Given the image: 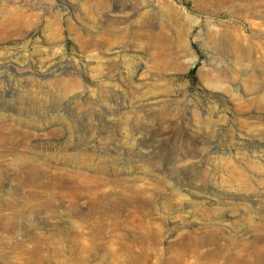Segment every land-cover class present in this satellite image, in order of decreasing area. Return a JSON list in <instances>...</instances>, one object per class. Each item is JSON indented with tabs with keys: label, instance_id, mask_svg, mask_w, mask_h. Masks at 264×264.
Returning a JSON list of instances; mask_svg holds the SVG:
<instances>
[{
	"label": "rangeland",
	"instance_id": "rangeland-1",
	"mask_svg": "<svg viewBox=\"0 0 264 264\" xmlns=\"http://www.w3.org/2000/svg\"><path fill=\"white\" fill-rule=\"evenodd\" d=\"M102 1L36 0L52 13L36 31L0 45V61L30 63L39 90L49 95L44 103L55 97L66 107L59 126L76 137L78 129L88 131L85 142L94 149L77 156L78 165L69 157L59 166L97 180L94 189L119 204L120 226L99 235L84 229L83 241L102 243V255L121 256L122 236L132 247L151 242L165 249L181 230L210 226L238 238L264 264V0H115L118 8L104 15ZM50 22L60 29L55 38ZM53 58L66 60L67 68L40 80ZM9 73L0 91L11 98L25 87ZM101 110L107 113L99 118ZM184 143L192 153L177 161ZM0 189V198L23 204L52 193L61 198L55 217L37 208L21 216L12 235L0 230V264H26L14 242L36 233L45 239L40 264L100 263L96 252L88 263L69 253L70 226L80 233L87 220L69 212L66 180ZM144 200L149 204L139 206ZM196 255L186 260L221 262Z\"/></svg>",
	"mask_w": 264,
	"mask_h": 264
},
{
	"label": "bare ground",
	"instance_id": "bare-ground-1",
	"mask_svg": "<svg viewBox=\"0 0 264 264\" xmlns=\"http://www.w3.org/2000/svg\"><path fill=\"white\" fill-rule=\"evenodd\" d=\"M3 1L4 3L0 7V45L36 31L42 18L52 13L51 8L37 6L36 0ZM119 3L128 5L127 1L121 2L120 0ZM117 8L115 0L102 1L103 15L104 11L108 13ZM47 31L50 35L58 36L60 34L56 22H50ZM66 68V60L53 58L46 64L45 74L40 80H44V77L58 75ZM14 71L23 81L21 85L23 88L25 87V91L22 93L18 88L17 95L11 96V98L4 96L0 91V187L5 184L13 186L33 184L49 187L59 179L66 180L69 197L72 201L69 212L76 216H83L84 220L85 218L87 220L85 225L80 226L82 229L80 233L77 232L78 227L75 224L69 228L71 231V235L68 237L69 253L79 255L81 263H88V255L96 252L97 258L100 260L99 264H160L162 262L165 264H194V260H186L187 257L194 259V254H197L196 256L199 258L212 257L214 261L221 260L220 264H257L247 245L242 244L236 237L224 235L223 231L216 227L210 229V226L202 230H181L174 240L168 242L165 249H157L151 242L146 246L132 247L134 242L128 241V236H122L123 242L120 241L117 244L124 250L121 256L109 251L103 255L100 254V250L104 248L100 242H97L95 246H87L83 241L84 229L94 235H99L102 230L115 231L120 226L117 221V206L119 204L114 200L103 198L100 191L94 189V185L98 184L97 180L90 181L79 170L71 171L59 166L69 157L78 165L81 160L77 156L85 153L87 149H94L85 142L88 131L80 128L77 132L78 137H76L73 135L76 134V131L70 127L59 126V123L64 119L62 111L66 107L54 96L51 98L53 103L43 102V99H46L47 102L49 95L40 91L42 88L39 81L36 80L38 75L29 62L17 66L14 65L12 57L3 58L0 61V89L5 83V75ZM101 112L99 118L105 116L107 110H101ZM181 122H183L182 119L178 122L179 125ZM177 130L182 131L179 126ZM60 135L64 136V141L58 143L50 141L52 137ZM112 148L119 149L117 146ZM71 149L77 151L68 153ZM177 151L175 158L177 161L192 153L189 144L185 143ZM50 161L58 166L51 165ZM98 180L99 183L102 181L101 178ZM56 196V193H52L40 196V198H24L23 201L26 200V204H23L18 198H0V230L8 231L12 235L21 216L33 213L37 208L51 211V217H55V211L60 207L58 201L61 200V198H59L60 200L55 198ZM82 197L87 199L84 205L79 203ZM34 200L42 201L32 205ZM145 204H149V202L144 200V203H139V206ZM5 210L9 211V215L3 214ZM108 219L110 221L107 222ZM34 225L30 224L28 227L33 228ZM55 231L62 233L64 230L56 227ZM44 240V236L36 233L30 240L22 239L19 242H14V246L20 250L21 255L27 257L26 264H40L42 263L41 252ZM54 243L59 245V242ZM208 243L214 245L213 249L203 250L205 244ZM80 254H83L81 258ZM195 264L204 263L197 261Z\"/></svg>",
	"mask_w": 264,
	"mask_h": 264
}]
</instances>
